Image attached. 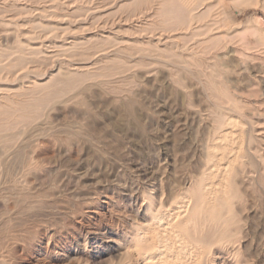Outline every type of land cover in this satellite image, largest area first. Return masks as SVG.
I'll use <instances>...</instances> for the list:
<instances>
[{
    "label": "rangeland",
    "instance_id": "374dc122",
    "mask_svg": "<svg viewBox=\"0 0 264 264\" xmlns=\"http://www.w3.org/2000/svg\"><path fill=\"white\" fill-rule=\"evenodd\" d=\"M168 1L0 0L1 92L67 69L83 78L6 131L25 132L40 168L23 186L1 179L0 264H142L136 233L196 192L221 132L215 163L233 167L235 222L192 236L171 264H264V0L200 1L190 29L185 14L167 21Z\"/></svg>",
    "mask_w": 264,
    "mask_h": 264
},
{
    "label": "bare ground",
    "instance_id": "6f19581e",
    "mask_svg": "<svg viewBox=\"0 0 264 264\" xmlns=\"http://www.w3.org/2000/svg\"><path fill=\"white\" fill-rule=\"evenodd\" d=\"M200 1H204V0H169L168 3H166L168 6L167 9L166 10L164 9L165 10L164 16L167 19V21H169L170 23L176 24V22H180L179 19L183 16V14H185L187 16V19L185 21H183V23L181 21V24H179V25H182L185 29H190L192 17L194 18L196 15V14H194V11H196L195 8L198 6V3ZM230 1L234 2L237 0H230ZM244 1H246L247 3L252 2V0H244ZM202 4L199 6H202ZM26 11H27V9H26ZM29 12H30V10H29ZM44 12H46V11H44ZM30 14H33V13H30ZM204 14H206V13H204ZM47 15H48V12H47ZM158 18H159V16H158ZM197 19H199V17ZM203 19H205V18H203ZM38 21H39V19H38ZM157 21H158V19L156 20V22ZM167 21H166V23H167ZM9 22L12 23L11 21H9ZM160 22L163 23L162 20ZM195 23H193V24H195ZM29 25H31V24H29ZM176 25L178 26V24H176ZM176 25H175V27H176ZM172 26H173V24H172ZM158 27H159V25H158ZM166 27H167V25H166ZM173 27H172V29L174 30ZM169 28H166V29L168 30ZM35 29H37V28H35ZM176 29H177V27H176ZM173 30H169V33H170V31H173ZM179 31H180V28H179ZM185 31H187V30H185ZM43 34H45V33H43ZM45 35H47V34H45ZM190 35H191V37H194V36H192V34H190ZM21 41H22V39H21ZM104 41H106L105 38H104ZM19 43H22V42L19 41ZM27 46H28V44H27ZM19 49L21 50V48H19ZM157 49H159V48H157ZM23 50H25V49H23ZM86 51H89V50L87 49ZM40 52H41V50H40ZM154 52H156V50H154ZM159 52H161V51H159ZM41 53H44V52H41ZM162 53H164V51ZM11 54L12 53H10V55ZM77 55H78V53H77ZM160 55H161V53H160ZM89 56H91V55H89ZM6 57H8V56H6ZM162 57H163V55H162ZM170 57H172V56H170ZM164 58H167V56ZM168 58H169V56H168ZM178 59H181V58H178ZM109 61H112V60H109ZM161 62H163V61H161ZM164 62H163V64H164ZM181 62L183 64L185 63L184 61H181ZM191 62H193V61H191ZM180 63H179V65H180ZM31 64H32V62H31ZM106 64H107V62H106ZM196 65H197V62H196ZM189 66H190V64H189ZM191 66H193V65L191 64ZM182 69H183V66H182ZM186 69H188V68H186ZM116 70H117V68H116ZM179 71H181V70H179ZM0 72H2V70ZM103 72H104V74H106L105 69ZM198 72H200V71H198ZM64 74L67 77L65 80L54 79L52 76L49 78V83H46V84H39L38 82H35V81H33V82L29 81V86L28 85H27V87L21 86V88L19 89L23 92L25 91L21 95L19 93H17L19 95L15 94L12 96L11 93H3L0 91V184L3 185V183L5 181L4 178L6 177L7 179H9L7 181L8 182L10 181V183L12 185L23 186V185H25V181H24L25 175H27V174L31 175L34 172H36L38 170V168H40L39 162L37 161L38 159H36V156H37L36 155L37 152L35 151L36 149L34 150L32 145H30L26 149L27 151H24L25 149L23 150L22 139L25 135V132L24 131L18 132L16 134L10 133L11 135H7L6 131L9 129H13L14 127H17L18 125H21V124H23V127H24V123L29 122V121L34 122L38 117H41V116H39V115H41L39 113L43 108H46L47 106H49V104L51 102H55L54 100L57 97L63 96L65 93H68L70 90H72V88L76 85V83H78V81L83 79L80 77L79 79L77 78L78 81L72 80V79H76V77L81 74V73L79 74V71L77 68H75L73 70L67 69L66 73H64ZM175 76H177V75H175ZM201 76H202V74H201ZM47 78H48V76H47ZM100 78L98 77L97 79H100ZM203 78H204V76H203ZM88 79H90V78H88ZM89 81H91V80H89ZM209 81H210V78H209ZM207 83H208L207 85L210 84L208 82V80H207ZM178 84H179V82H178ZM211 86H213V85H210V87ZM178 87H179V85H178ZM58 88H60V89L57 90ZM204 89H205L204 92H206L207 89L206 88H204ZM224 91H226V90H224ZM215 92H216V90H215ZM220 92H221V90H220ZM120 93H122V92L120 91ZM209 94H210V90H209ZM206 95L208 96V93H206ZM16 96L17 97L19 96L20 98L16 99L15 98ZM219 99H221V98L219 97ZM226 103L228 104L227 100H226ZM226 103H224V104H226ZM229 120H228V117L223 120L224 121L223 123L226 124L225 125L226 128H228V123H229L228 121ZM231 123L233 124V121H231ZM27 124L25 125V129L27 127ZM28 127H29V125H28ZM55 127H56V125H55ZM221 128H222V125H221ZM225 130H224V132H225ZM13 133H14V131H13ZM33 138H34V136H33ZM228 138H229L228 134L223 135L221 132V136L219 135L216 139H214V142H211L213 145L211 144L210 146H208V150H206V151H208V158H206V160L208 159V162H207L208 166H207L206 170L202 173L201 183H200L198 189L196 190V192L178 193L177 195H175L174 199H173V203H174V205L177 206V208L173 212H171V211L169 213L166 212L167 214L165 213L163 215L161 213H159L160 215H156L153 218L149 227H147L146 229H142V231L136 233V240L134 241L131 250L133 251V253L136 255L137 259L142 264H171V263H176L178 261H181L182 259L186 258V256H187V252L190 249V248H188V244L192 240V236L193 237L197 236L198 237L197 240L200 241L204 235H205V237L208 238L210 232L222 230L223 228H225L228 225L235 222L234 219H232L233 218V216H232L233 213H232V208H231L232 205L230 204V202L237 197V193L233 192V186H235V184L237 183L235 181V179L232 177L233 176V172H232L233 167L229 166L228 163L225 166L218 164V162H217V164L215 163L216 162L215 158L219 159V157H221V155L223 153H225V151H226L225 147L227 146V144L229 142ZM209 141H211V140H209ZM31 142H32V140H31ZM237 143H238V141H237ZM219 149H223L224 152L219 153ZM232 155H233V153H232ZM226 161H227V159H226ZM230 161L231 160H229V163H230ZM204 167H205V165H204ZM1 179L4 180V181H2L3 183H1ZM24 198H25V196H24ZM48 198H49V196H48ZM156 199L157 198H155V200ZM17 201H19V200H17ZM151 203H152V200L150 198H147V204L150 205ZM171 208L173 209V207H171ZM3 210H4V208H3ZM14 216H15V214H14ZM192 253H193V251H192ZM191 261H192V259H191Z\"/></svg>",
    "mask_w": 264,
    "mask_h": 264
}]
</instances>
